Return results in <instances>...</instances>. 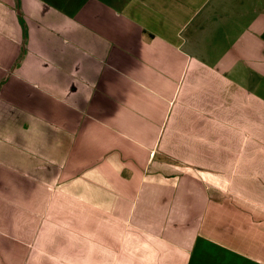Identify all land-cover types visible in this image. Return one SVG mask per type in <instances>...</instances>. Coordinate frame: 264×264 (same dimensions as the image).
<instances>
[{"label": "crops", "instance_id": "0c3cea01", "mask_svg": "<svg viewBox=\"0 0 264 264\" xmlns=\"http://www.w3.org/2000/svg\"><path fill=\"white\" fill-rule=\"evenodd\" d=\"M264 264V0H0V264Z\"/></svg>", "mask_w": 264, "mask_h": 264}, {"label": "rangeland", "instance_id": "374dc122", "mask_svg": "<svg viewBox=\"0 0 264 264\" xmlns=\"http://www.w3.org/2000/svg\"><path fill=\"white\" fill-rule=\"evenodd\" d=\"M215 256L217 258L215 261H213V263H215V264H261V263L256 262V261H249V260L243 259V258H239L238 261L235 258L234 261L229 260L228 262H226L227 259L224 257L223 252L220 253L218 251L215 252Z\"/></svg>", "mask_w": 264, "mask_h": 264}]
</instances>
